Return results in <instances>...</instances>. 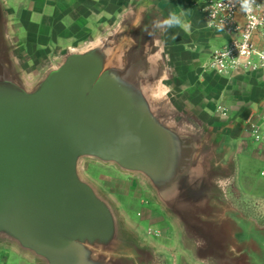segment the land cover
I'll return each mask as SVG.
<instances>
[{"label":"water","instance_id":"obj_1","mask_svg":"<svg viewBox=\"0 0 264 264\" xmlns=\"http://www.w3.org/2000/svg\"><path fill=\"white\" fill-rule=\"evenodd\" d=\"M170 69L158 19L129 12L29 85L0 11V245L37 264H154L81 174L92 160L143 178L197 262L232 264L234 172L175 106Z\"/></svg>","mask_w":264,"mask_h":264},{"label":"crops","instance_id":"obj_2","mask_svg":"<svg viewBox=\"0 0 264 264\" xmlns=\"http://www.w3.org/2000/svg\"><path fill=\"white\" fill-rule=\"evenodd\" d=\"M198 0H0L6 34L21 68L22 62L42 68L52 58L75 47V43L115 21L128 6L150 12L161 26V44L172 69V93L191 107L205 123L204 130L219 162L239 173V156L250 154L259 172L251 179L264 181V146L249 137L247 124L264 114V67L253 72L217 74L208 68L211 55L231 38L226 31L209 28L199 12ZM264 2V0H263ZM175 15L179 24H165ZM237 27L243 16L234 17ZM23 64V65H22ZM32 66V65H31ZM227 111L225 118L217 108ZM237 195L245 190L237 183ZM233 189L232 213L239 214ZM250 214L241 213V222L233 221L229 260L232 264H264V195H250ZM253 199V200H252ZM252 208H251V207ZM2 256V255H0ZM231 256V257H230ZM0 257V263L7 261ZM14 264H21L16 262Z\"/></svg>","mask_w":264,"mask_h":264},{"label":"rangeland","instance_id":"obj_3","mask_svg":"<svg viewBox=\"0 0 264 264\" xmlns=\"http://www.w3.org/2000/svg\"><path fill=\"white\" fill-rule=\"evenodd\" d=\"M129 12L137 14L140 10L137 7L128 6L123 9L122 13L127 15ZM113 23L114 20L109 21L104 28L93 31L89 37L82 38L80 41L77 39L74 48L79 49L90 43L103 31L110 28ZM22 63L27 65V67L21 68L23 78L27 84L31 85L36 80L39 68L33 67L34 63L31 62L24 61ZM170 71L172 73V69ZM171 96L175 106L181 109L185 118L192 122L195 131L198 133L203 131L205 123L202 118L191 107L183 104L182 100L177 98L174 93H171ZM206 134V132L204 134L202 132V135ZM237 154L239 156V173L237 176L235 174L228 189H233V193L236 194L235 201L240 213L235 214L228 211L226 216L229 220L235 219L241 222V213L252 215L249 206L245 207L243 201H249L250 195H264V181L257 183L251 179V174L259 172L255 159L250 157L249 153L241 154L239 151ZM81 174L112 204L130 239L139 248L153 256L154 264H205L197 262L191 252L185 248L175 222L166 215L143 178L123 173L112 165H103L92 160L82 161ZM236 179L239 187L241 186L245 190V197L234 192L238 190ZM0 255H2L0 257L4 255L10 257L7 261H3L4 264H14L15 261L21 264H37L33 259L21 255L15 248L8 245H0Z\"/></svg>","mask_w":264,"mask_h":264},{"label":"built area","instance_id":"obj_4","mask_svg":"<svg viewBox=\"0 0 264 264\" xmlns=\"http://www.w3.org/2000/svg\"><path fill=\"white\" fill-rule=\"evenodd\" d=\"M245 2L251 11L244 8ZM196 5L205 15L209 28L231 34L227 44L211 55L210 70L226 75L236 71L253 72L264 67L263 0H198ZM237 12L243 16L242 27H237L234 21ZM217 113L223 118L227 116L222 107L217 108ZM247 130L254 143L264 146V114L256 121H249Z\"/></svg>","mask_w":264,"mask_h":264},{"label":"clouds","instance_id":"obj_5","mask_svg":"<svg viewBox=\"0 0 264 264\" xmlns=\"http://www.w3.org/2000/svg\"><path fill=\"white\" fill-rule=\"evenodd\" d=\"M243 6H244V8H245L246 10L251 11L250 6H249L248 3L245 2ZM164 23H165V24H169V25H171V24H179V23H180V20H179V18H178L177 16L173 15V16L171 17V19H169V20H165Z\"/></svg>","mask_w":264,"mask_h":264},{"label":"bare ground","instance_id":"obj_6","mask_svg":"<svg viewBox=\"0 0 264 264\" xmlns=\"http://www.w3.org/2000/svg\"><path fill=\"white\" fill-rule=\"evenodd\" d=\"M188 126L190 127L191 125L189 124V122H187Z\"/></svg>","mask_w":264,"mask_h":264}]
</instances>
